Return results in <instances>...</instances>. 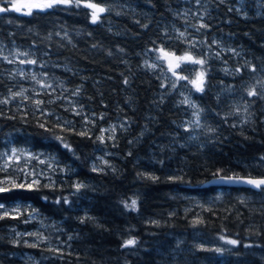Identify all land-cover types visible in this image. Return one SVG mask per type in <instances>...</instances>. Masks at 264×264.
<instances>
[{"label": "trees", "instance_id": "16d2710c", "mask_svg": "<svg viewBox=\"0 0 264 264\" xmlns=\"http://www.w3.org/2000/svg\"><path fill=\"white\" fill-rule=\"evenodd\" d=\"M44 2L0 0L1 7L21 9L0 13V56L15 60L0 59V100L9 89H27L30 97L0 103V181L25 183L4 184L10 190L0 192V204L26 210L0 219V264H182L180 250L191 255L195 236L209 248L219 237L236 240L230 261L258 264L252 258L264 251V187L207 183L264 178V99L247 96L264 75V0H79V7L70 0L43 11L32 7ZM84 2L110 11L93 23ZM201 22L208 27L197 30ZM161 48L206 62L188 63L189 71H176L186 79L167 81L145 65ZM18 52L29 56H13ZM27 58L39 63H19ZM20 69L28 78L13 75ZM201 71L204 91L191 90L197 126L181 98ZM32 74L54 88H41ZM114 123V132L102 133ZM76 184L83 187L77 191ZM132 200L135 210L124 206ZM128 239L136 244L122 247ZM213 255L205 250L194 257Z\"/></svg>", "mask_w": 264, "mask_h": 264}, {"label": "snow or ice", "instance_id": "6c2138e0", "mask_svg": "<svg viewBox=\"0 0 264 264\" xmlns=\"http://www.w3.org/2000/svg\"><path fill=\"white\" fill-rule=\"evenodd\" d=\"M196 4L199 5L201 3V0H195ZM223 2V0H222ZM70 3V0H46V2L44 3H38V4H34L32 5L33 8L37 9V10H40V11H43L45 9H49V8H52L54 7L55 5L57 4H69ZM76 6L79 7V0H77L76 2ZM86 7L92 9V22L93 23H96L97 20L99 19V14L100 13H104L106 11H110V9H107L105 7H102L96 3H87L85 5ZM10 10H15V11H20V7L17 6L16 4H10V7H0V13L2 12H6V11H10ZM230 11L232 9H229ZM195 15V13L193 14ZM203 19V17H201V20ZM145 27H147L145 25ZM208 25H206L205 23H199L198 25V29L199 30L200 28H207ZM179 37L183 38L185 37V32H179ZM155 43V42H154ZM215 43V41L213 42ZM191 47L192 48H195L196 47V44L195 43H191ZM158 51H160L164 56H168L169 54L165 51V49L161 48L159 49ZM230 51H233L236 55H239V53H236L235 49H230ZM47 53H45L46 55ZM219 55V53L217 54ZM13 56H21V57H28L29 56V53L27 52H18V53H14ZM161 57H157V59H160ZM0 59H3L5 61H7L8 63H14L15 60L14 59H9L8 56H0ZM178 61L180 62H184V61H187V62H190L192 64H198V65H201L203 66L205 64V59L203 58H197L193 53L191 52H186L184 56H181V57H178L176 58ZM20 64H27V65H37L39 63V61L37 59H32V58H27V59H21L19 61ZM145 65L147 67H150V68H155L157 67L156 64H151L149 65L147 63V61L145 62ZM41 67H47L46 64H41L40 65ZM179 63H177L175 66H173L172 64H169V70L170 71H173V67H179ZM251 70L253 72L256 71L255 67H251ZM236 71H240V69H236ZM14 76L15 75H19L21 79H26L28 78L25 73H24V70L23 69H20L17 73H14L13 74ZM43 75L47 76V73H44ZM173 75H177L175 71H173ZM205 75H206V72L205 71H201L197 74L196 78L193 79V80H189V83H191L196 91L198 92H203L204 91V84H205ZM31 79L33 81H36L38 84H40V87L43 88V89H53L54 86L50 83H47V82H42L40 80H37V76L35 74H32L31 75ZM177 79H186L185 77L183 76H177ZM125 83H128L127 80H125ZM258 84H260V87L261 89H264V83L258 81L257 82ZM163 86V85H162ZM173 87H175V84L172 85ZM66 91V89H65ZM9 92H10V96L8 99H4V100H0V103H4V104H7L9 102V100H14L16 98H22L23 100H29L30 97L25 95V93L27 92V89H24V88H21L19 91H12V89H9ZM47 94V93H46ZM38 95V93H37ZM72 95L73 96H76V95H79V89H76L72 92ZM257 95H264V91H260L257 89V87L254 85L252 86L250 89H248L247 91V96L249 97H252V96H257ZM51 102V101H49ZM33 103L35 104L36 108L38 111H43L41 108H40V105L44 103V101L42 100H34ZM181 103H184V104H188L190 107L196 109L197 108V105H195L189 98H185ZM73 111H75V114L76 115H79L80 112L76 109H72ZM245 110H247L245 108ZM198 111L194 113V115H197L198 116ZM102 118V117H101ZM88 122V118L85 117V123ZM71 122L69 121H66L65 122V125H68L70 124ZM197 126H199V121L197 120ZM41 127H44V125L42 124ZM188 129L186 128L185 131H187ZM102 133L107 131V130H104L102 129L101 130ZM112 131L114 132L115 131V128L112 129ZM79 135L81 136H85L87 135V132H80L78 133ZM114 137L112 136H109L108 139H113ZM57 139H61L60 137H57ZM97 139L103 143L104 142V139L105 137L103 135L97 137ZM64 147L65 148H68L70 151H71V148L68 144H64ZM16 149H12V153H13V156L15 155L16 153ZM11 159V158H10ZM262 161H264V157H261L260 158ZM105 163H107L105 161ZM8 167V164L5 163V165L3 166V169H7ZM96 168L94 167L93 168V171H95ZM25 175H35V173H25ZM149 179H153V180H156L158 179L157 177L155 176H149L148 177ZM169 179H172V177H170ZM222 181L224 180V177H221L220 178ZM241 178L239 177H228L227 180L229 182H234V181H239ZM243 182L247 183V184H250L256 188H261V187H264V178H260V179H252V178H249L247 180H244ZM6 183H11L13 184V187H19V188H24L25 187V183H19L17 184L15 181H0V192H5V191H9L10 189L4 187L3 185L6 184ZM36 184L38 185L39 184V179L37 178L36 180L32 181V182H29L27 184V187L29 189H31L33 187V185ZM47 186V185H45ZM76 188L77 191L80 190L81 187H83V185L81 184H76L74 186ZM61 201H57V203H60ZM63 203L67 204L69 203V201L65 198L63 200ZM136 200H132L131 203H125V207L126 208H129L131 210H135L136 209ZM24 211L26 210H22L21 209V206L17 205L15 208H12L11 210H9L5 205L3 204H0V212H2V215H0V219H3L5 216H11V218H18L19 216H21ZM33 213H35V209H32L30 213H28L29 216H31ZM27 222V221H25ZM83 222V220L81 221ZM199 222V221H197ZM155 223V222H154ZM17 236L21 235L20 233H17L16 234ZM26 235H29V236H34V235H37L36 233H26ZM221 239H223V237H221ZM16 243H18L19 241H15ZM226 243L228 244H232V245H236L238 243V241L236 240H226L225 241ZM26 245H28V241H25L24 242ZM136 244V241L134 239H128L126 241H124V244L122 245V247H129V246H134ZM30 247H37V244H30L28 245ZM217 252L220 251V249H216Z\"/></svg>", "mask_w": 264, "mask_h": 264}, {"label": "rangeland", "instance_id": "374dc122", "mask_svg": "<svg viewBox=\"0 0 264 264\" xmlns=\"http://www.w3.org/2000/svg\"><path fill=\"white\" fill-rule=\"evenodd\" d=\"M87 3H89V2H84L85 5ZM88 9H89V11H90V13L92 15V11L93 10L90 9V8H88ZM167 53L173 55L171 52H167ZM173 56H174L175 65L177 63H179V65H180L179 67H176L175 72L178 70V68H182V67H183V69H185V71H189L190 70V65H188V63H190V62H187V61L180 62V61H178L176 59L179 56H175V55H173ZM157 57H161V58L157 59ZM147 63L149 65L156 64L157 67L152 68V69H154L157 72H159L162 75L164 80H167V81L168 80H172L173 82H177L178 80H180V79H177V76H180L177 72H176L177 75H173V72L169 71V69L167 67L166 58L160 51H154L153 54L150 56V59L147 61ZM196 76H195V78H196ZM258 81L264 83V75L263 76H259L254 81V85L257 87V89L260 90V91H264V89H261L260 84L257 83ZM191 90L192 91L194 90V86L190 83V84H188V91H186L185 93H182V98H181L182 100L181 101H183L186 97L189 98L192 101ZM260 96L264 99V95H260ZM236 105H240L241 106L242 104L239 102V104H236ZM263 107H264V102H263ZM190 110L192 111V113L190 114V117H191L190 124L194 125V124L197 123V120L198 121L200 120L199 113H198V116H197V115H194V113L197 112L196 109L190 107ZM117 126H118V123H114L113 125H111V127H109L107 129V131H111L113 128H117ZM194 239H195L194 242H191V245H194V246H190V248H187L190 251L191 255H193V258L189 257L191 255H188L187 251L185 252V249L184 250L183 249L180 250L179 258H180V262H182V264H186V263H189V262L191 264H195V263L196 264H223V263H225V264H237V263H235L233 261H230V258L233 257V256H228L227 255L228 250L232 249L231 248L232 244H228L225 241L226 240H230V239H227V238L221 239L219 237L218 241L215 244L214 243H210V244H212V247H210V248H209V245H207L208 243L206 244L204 242H201L199 240V238H197L196 236H195ZM216 249H220V251L217 252ZM205 250L213 251L214 252L213 257L212 258H208V257H204L203 258V257H200V256L199 257H194V255H197L198 252L205 251ZM256 252H257V254H255L252 259L256 260L255 263L264 264V251L261 250L260 252L259 251H256ZM195 259H196V261H195Z\"/></svg>", "mask_w": 264, "mask_h": 264}, {"label": "water", "instance_id": "95a60500", "mask_svg": "<svg viewBox=\"0 0 264 264\" xmlns=\"http://www.w3.org/2000/svg\"><path fill=\"white\" fill-rule=\"evenodd\" d=\"M165 58L167 61L168 69H169V64H172L173 66H175L173 55L169 54L168 56H165ZM175 70H176V67H173V71H175ZM173 71H171V72H173ZM220 178L221 177H216V178L211 179L207 183V185H212V186H217V187L247 188V189H253V190L259 189V188H256V187L250 185V184L243 182L244 180H247L249 178L239 177L241 179L239 181H234V182H229L227 180L228 177H224L223 181Z\"/></svg>", "mask_w": 264, "mask_h": 264}]
</instances>
